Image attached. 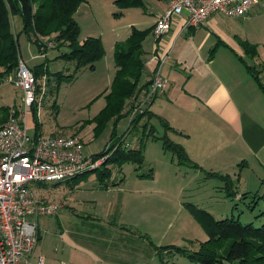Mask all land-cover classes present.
I'll use <instances>...</instances> for the list:
<instances>
[{"label": "rangeland", "instance_id": "1", "mask_svg": "<svg viewBox=\"0 0 264 264\" xmlns=\"http://www.w3.org/2000/svg\"><path fill=\"white\" fill-rule=\"evenodd\" d=\"M160 1L147 0L144 6L150 8L146 11L137 8L120 9L115 4V0H87V2L80 3L73 15V19L80 29L77 40L82 42L87 37L100 39L104 55L95 63L94 69L84 68L77 71L70 83L62 81L57 84L55 77L51 76L48 84H43L45 78H41L39 86L42 87V96H39V98L41 97L38 109L39 116H35L32 110L27 111L26 127L37 134L77 137L85 145L87 154H96L94 159L98 163L94 168L96 170H105V168L110 167L105 163L116 147H120L119 145L125 148L135 147L143 138L145 148L144 162L141 168L138 169L129 162L123 164L120 171L118 168L112 167V176L106 184L110 186L115 183L113 188L120 184L121 190L123 189L122 183L125 182V186L129 185L133 188L136 186L135 179L140 178V173L145 175L151 170L152 177H157L161 184L165 183L166 186L163 185L167 190L166 193L172 191L171 196L175 193V197H166L163 201H150L148 205H139L142 201L134 200L132 195V200L138 205L130 204L128 209L121 210L119 203L121 199L118 198L117 190L106 192L105 189H99L96 174L91 171L84 173V180L77 181V189L75 187L71 189V183H62L59 186L32 184L30 187L38 199L64 207L58 211L56 216L39 218L43 229L58 232L59 224L64 230L74 231L79 225L77 223H80L78 215L85 217L87 214H91L93 206L88 204L96 201L97 206L94 209L96 213H104L102 216L109 215L111 213H105V210L110 208L112 217L109 216V219L114 220L117 224L120 221L124 222L123 219H125V224L130 226L127 221L133 219L135 213L144 212L155 223L156 226L153 225L155 229H157L158 222L160 229H157V231L159 230L157 235L148 236L150 241L158 243V246L162 245L158 249L159 256L152 255L153 251L151 250L148 259L152 260L153 263L200 264L191 261L188 255L199 251L200 244L207 240V235L195 218L186 210L185 203L194 204V206L207 211L219 220L239 218L242 224L252 223L253 226L259 228L264 223V216H258L264 211V200H256L255 203H251V201L253 200L252 195L257 192L261 195L263 191L259 179L264 176V168L257 164L254 166V163H251L247 170L242 171L241 177V167H235L239 164L238 161L231 160L228 167L225 166L226 162H224L223 168L220 165L218 168L213 167L214 170H196L188 165L179 164L172 152L162 148V141L160 140L166 138L176 143L172 138L174 132L167 130L162 123L163 121L157 119L150 111L133 128L131 126L126 129L130 119L125 116L117 121H109L97 135L93 132L95 123L91 122L105 105L102 95L110 86L116 71L113 58L114 44L117 42L125 44L130 37L133 26H137L138 30L147 29L152 20L148 10L159 8L160 6L156 2ZM183 15H186V12H183ZM248 16L250 18L244 25L247 34L246 39L248 42L257 45V50L260 44V53L264 56V4H259ZM13 18L16 22L19 17L12 15L11 21ZM12 30L17 36L19 58L25 61L27 67L30 69L43 63L38 69L34 68L32 71L34 74L43 75L44 70L47 71L48 76L55 72H61L64 75L73 73V62L58 59L64 53H68L69 49L66 47L67 44L60 40V36L57 35L60 31L57 23L50 26L48 36L39 38L31 35L32 38L28 39L25 33L21 32V28L14 24H12ZM145 40H147L148 48L152 40L151 35L149 34ZM155 55L157 54L151 56ZM257 58L251 61L250 58L245 57L244 60L253 69V73L261 72L259 77L264 80V63H257ZM260 61H262V55L259 56L258 62ZM158 63L160 65L161 61ZM158 69L159 67L155 68V71ZM0 71H4V69L0 68ZM158 71L160 73V69ZM15 74L16 67L10 73L4 74L3 78L0 77V125L14 116V111L18 112V115L24 112L21 102L22 94L12 85ZM160 75L162 76L161 73ZM163 78L165 81L167 80L165 77ZM251 78L253 79V77ZM167 84L168 81H166V86ZM128 102L129 100L124 105V110ZM149 107L144 112H147ZM18 115L14 117H18ZM36 123L37 126H35ZM113 134L115 136L111 138ZM154 137L160 139L152 140L151 138ZM112 144H114V148L109 150ZM216 158L217 156H214L211 163ZM234 164L233 171L231 165ZM224 169H227L224 171L226 174L235 173L234 176L229 177L234 186V193L230 197H227L223 191L224 182L227 181V178L220 179L207 176L208 171L219 172L218 170ZM140 179L152 178L142 177ZM244 193L248 194L245 198H241ZM158 199L156 195V200ZM89 222L93 221L89 220ZM168 223L174 226L167 229ZM85 227L92 228L91 226ZM133 227L144 229V227H137V225H133ZM143 229H140L142 232L140 234L146 232ZM221 244L225 246L227 242L222 241ZM146 245L150 244L146 243Z\"/></svg>", "mask_w": 264, "mask_h": 264}, {"label": "crops", "instance_id": "2", "mask_svg": "<svg viewBox=\"0 0 264 264\" xmlns=\"http://www.w3.org/2000/svg\"><path fill=\"white\" fill-rule=\"evenodd\" d=\"M164 1L156 2L159 8L148 10L152 20L147 28L153 26L158 16L168 8L170 0ZM146 2L144 0L145 5ZM148 8L145 6V11ZM249 18L212 15L204 26L197 29H184V20L174 18L165 35L157 39L150 34L152 40L148 48L147 40L141 43L144 71L139 86L152 82L151 77L157 67L168 81L165 91L156 96L148 111L171 127L173 140L183 147L188 158L200 170H214L213 167L220 165L223 168L224 162L228 167L231 160L240 164L231 165L233 171V166L241 167L240 175L251 163L264 168V95L245 68L248 64L244 58L248 56L240 44V41L247 40L244 25ZM20 23L19 18L16 22L15 18L12 19V24L22 29ZM260 47L259 44L256 62L264 63ZM212 50L215 51L211 54ZM152 54H157L163 62L159 65L152 61ZM261 55L262 61L258 62ZM261 82L264 84V80ZM214 156L217 158L211 163ZM218 171L208 172L229 177L235 174H226L224 171L227 169ZM263 179L264 176L259 179L260 184ZM158 181L153 176L148 180L135 179L133 188L125 186L124 182L121 190L120 184L113 188L115 183L101 189L106 192L117 190L121 199L120 209L125 210L130 204L138 205L132 200L133 196L134 200L142 201L139 205L163 201L166 197L174 198L175 193L173 196L172 191L166 193L165 183L164 186ZM74 187L77 189L78 186ZM88 205L93 206L92 213L85 217L78 215L80 223L74 231L64 230L58 224V232H50L43 229L38 221L39 243L33 258L41 256L45 264H155L148 258L151 250L152 255L159 256L158 249L162 245L150 241L148 236L157 235V229H160L158 222L155 229V223L144 212L135 213L134 220L127 221L130 226L125 224V219L117 224L109 219L112 217L110 208H106L105 213L111 214L102 216L104 213L97 214L94 210L96 201ZM133 225L144 227L140 228L146 231L144 235ZM173 226L168 223L166 228Z\"/></svg>", "mask_w": 264, "mask_h": 264}, {"label": "trees", "instance_id": "3", "mask_svg": "<svg viewBox=\"0 0 264 264\" xmlns=\"http://www.w3.org/2000/svg\"><path fill=\"white\" fill-rule=\"evenodd\" d=\"M82 2H87V0H0V68L4 69V71H0V77L13 71L15 67L17 69L18 61L20 60L17 36L12 30V15L20 18V24H22L21 32L25 33L28 39H31L32 36L38 38L48 36L50 26L57 23L60 28L57 35L58 37L60 36V40L67 44L66 47L69 49L68 53H64L58 59L74 63V71L69 75L55 72L52 75L50 73V76H48L47 71L44 70L43 75L37 76L32 71L34 68L38 69L43 63L30 68L31 74H33L37 83V91L40 88L39 81L41 78H45L44 84H48L51 76L55 77L57 84L62 81L70 83L77 71L84 68L94 69L95 63L103 57L104 50L98 38L87 37L82 42L77 40L80 29L77 22L73 19V15ZM115 4L120 9L137 8L145 10L144 0H115ZM153 28L154 26H151L145 30H138L132 27L130 37L125 44L121 42L114 44L113 58L116 71L110 86L106 90L108 92L106 93L105 91L102 95L105 105L91 121L95 123L93 129L95 135L109 121H117L125 117L124 105L126 102L135 97L138 92L148 89L150 82L142 86L138 84L144 71V60L142 57L144 52L141 43L152 33ZM240 44L248 58L253 60L257 57V45L247 40L240 41ZM214 51L212 50L211 54ZM240 61L244 63L242 59ZM245 68L264 95V84L259 77L261 72L253 73V69L246 64ZM33 111L36 116L35 109ZM148 112L137 115L130 123L132 128ZM17 115L18 112L14 111V116ZM162 123L167 130H172L166 122ZM35 126H37V123ZM114 136L113 134L111 138ZM151 139L159 140L160 138L154 137ZM160 140L162 141V148L165 151L172 152L179 164L188 165L196 170L201 169L188 158L180 144L173 143L166 138ZM144 144L145 140L141 138L139 144L135 147L125 148L119 145L120 147H116L112 151L105 163L110 166L109 168H105V170L93 169L91 172L96 174V180L99 182L100 188L108 186L106 183L112 176V167H116L120 171L122 165L129 162L135 165L136 168H141L144 162ZM109 148V150L114 148V144ZM143 175L140 173V178H152L151 170ZM207 176L220 179L227 178V181L224 182L223 191L227 197L232 196L234 186L229 176L218 175V173L213 172L207 173ZM84 179L83 174L64 184L71 183L70 188L73 189L74 185L78 184L77 181ZM55 186H59V184ZM261 186L263 187L261 195L258 192L252 195L253 200L251 203H255L256 200L260 199L264 200V179L261 180ZM247 194H242L241 198H245ZM184 207L200 224L207 235V240L200 244L199 251L188 255L191 261L200 264H264V223L258 228L253 226L252 223L242 224L239 218L219 220V218H215L212 214L191 203H185ZM258 216H264V211ZM222 241H226L227 244L222 246Z\"/></svg>", "mask_w": 264, "mask_h": 264}, {"label": "built area", "instance_id": "4", "mask_svg": "<svg viewBox=\"0 0 264 264\" xmlns=\"http://www.w3.org/2000/svg\"><path fill=\"white\" fill-rule=\"evenodd\" d=\"M262 3L264 0H170L154 23L152 34L155 38L166 34L174 18L184 20V29H197L212 15L246 17ZM153 61L161 59L155 55ZM18 62L12 85L22 94L24 112L0 125V264H45L43 257L33 258L39 243L38 221L57 215L62 207L38 199L30 186L66 183L92 171L98 163L94 160L96 154H87L77 137L37 134L26 127L27 111L35 109L39 116L42 87L37 91L31 70L25 61ZM158 70L153 73L148 89L129 100L124 110L130 119L126 129L165 91L166 81Z\"/></svg>", "mask_w": 264, "mask_h": 264}]
</instances>
